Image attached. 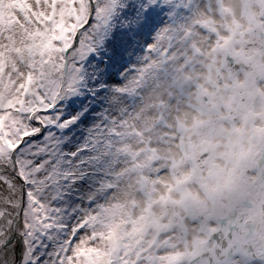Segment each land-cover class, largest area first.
I'll return each mask as SVG.
<instances>
[{
  "label": "snow or ice",
  "instance_id": "obj_1",
  "mask_svg": "<svg viewBox=\"0 0 264 264\" xmlns=\"http://www.w3.org/2000/svg\"><path fill=\"white\" fill-rule=\"evenodd\" d=\"M0 264H264V0H0Z\"/></svg>",
  "mask_w": 264,
  "mask_h": 264
}]
</instances>
